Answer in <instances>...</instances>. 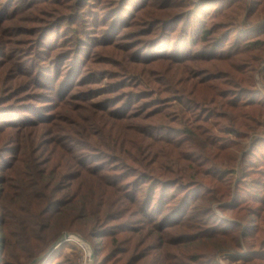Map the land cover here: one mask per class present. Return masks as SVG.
Instances as JSON below:
<instances>
[{
	"label": "trees",
	"instance_id": "1",
	"mask_svg": "<svg viewBox=\"0 0 264 264\" xmlns=\"http://www.w3.org/2000/svg\"><path fill=\"white\" fill-rule=\"evenodd\" d=\"M213 1L195 2L196 12L195 6L185 11V24L188 26L185 37L179 35L180 38H185L184 44L176 43L178 36H173L172 45H168L169 53L160 57L148 59L140 54V57L133 56L132 60L123 58L116 61V66H123L125 77L131 79L114 84L112 89H108V92L120 96L112 101L115 102L114 106H118L115 110H109L110 106L105 103L99 108L79 105L75 108V113L70 111L55 125H51L52 119L47 116L37 120L25 118L16 124L20 130L18 137L23 138V142L19 143L20 152H26V155L15 156L19 162L12 163L11 160L0 174V210L4 212L0 218V264H29L55 241L58 234L61 235L62 230L55 233L58 226L63 229L69 227L81 233L88 231L92 235L93 232H103L97 236L113 238L117 254L127 255L132 249L142 248L144 243H137L135 236L143 234L141 230L145 228H130L128 220L140 215L153 227L156 224L153 223L152 216L162 215L164 212L163 220L167 228H190L185 231H166L165 249L169 253L162 248L169 256L170 263L166 264H191L192 260L210 259V255H215V250L219 248L228 246L226 250L230 251L241 248L239 235L234 234L238 224L229 223L233 225L227 227L221 221L211 218V202L232 199L239 208L241 202L237 201H242L245 197H242V193L235 192L233 195L236 178H228L232 174L237 175V165L245 168L244 164L248 168L242 171L245 178L253 173L263 175V181L256 179L253 183L258 185L260 191L264 190V153L256 155L258 161H262L257 165L249 157L254 151L249 153V148L246 147L244 154H247L243 155L242 160L243 149L238 145L243 143L234 142L230 137L239 134V137L248 140L262 132L255 125L259 122L264 124V100L255 97L253 89L259 81L264 87V20L248 25L249 19H246L254 17L256 20L264 16V0H254V3L259 4L256 7L249 6L248 0H228L224 6L211 9ZM15 2L17 4L13 8L22 4L21 0ZM99 2L102 4L106 1ZM119 2L114 6L122 8L130 0ZM55 3H58L60 11L52 22L57 23L56 26L60 24L61 30L66 24L73 26L83 11L86 12L94 5V0H57ZM189 3L185 0V4ZM141 5L132 4L136 10L135 23L123 18V29L115 24L103 39L90 43L79 39L77 46L91 45V59L103 55L100 66L108 68L106 53L126 50L124 45H116L114 39L122 32H127L131 26L139 25L138 12L152 8L156 10L159 6L157 0H148ZM10 6H0V17L7 19L11 16L6 14ZM206 9L207 12L204 11ZM190 13L191 19H188ZM239 15H244L245 18L237 20ZM91 16L96 18L95 14ZM173 20L174 17L165 19L156 16L149 24L148 33H141L140 30L135 36L151 35L160 25H175L176 21ZM30 21L32 19L25 23ZM96 21H90L89 24ZM8 22L11 21L6 23ZM84 29H76V33H83ZM154 35L159 37L162 33ZM127 36L128 34L125 39ZM151 41L145 42L142 39L135 46H151ZM147 48L149 47H145V50ZM172 48L174 51L170 53ZM10 58L11 55L6 63H0V74L8 75L5 70ZM159 61L169 62L164 70L152 68L149 69L151 71H146L143 67L155 66ZM20 66L15 84L0 85V108H4L5 102L1 97L3 94L23 96L33 89V81L25 79L26 75H30L25 69L26 65ZM151 72H154V76ZM115 89L117 90L111 91ZM120 92L123 93L120 95ZM169 92L177 96L176 100L180 102L178 110L187 115V120L180 122L182 126L185 125V130H174L166 114L159 115L164 110L163 106L168 104L166 102L171 101ZM63 93L62 89L61 94ZM70 96L72 95H60L63 104L69 101ZM79 96L77 98L82 100L89 99L88 95ZM205 110L207 112L203 113ZM37 122L39 123L36 124ZM9 124L12 123L5 125ZM42 127L50 130L46 147H41L44 143L41 138ZM160 129L165 130V133L159 134ZM172 130L175 131L173 137L170 136ZM183 134H187V139H183ZM197 136L201 139L196 144ZM256 137L253 140L255 147L261 141ZM217 140H222L223 143H218ZM164 141H170L179 148L175 151L160 146L159 142ZM206 148H209L213 157L207 153ZM185 150H195L197 153H186L187 159L202 166L188 175L184 171ZM195 155L202 157V160L190 157ZM222 155L233 162L229 167L221 161ZM93 158L96 159L92 163ZM239 159L241 164H238ZM21 172L22 176H19ZM199 175L206 176L207 179L199 181ZM185 185L188 186L186 195L185 191L180 192L181 188L185 190ZM239 185L238 182L236 187L239 188ZM170 187L175 189L170 190ZM200 189L205 191L201 192ZM209 194H212L210 200ZM191 199L200 200L198 206L193 205L197 208L193 210L205 212L204 216L207 217L196 219L190 213ZM246 199L248 202L261 204L249 207L247 215H239V218L249 222L245 237L250 251L235 253L231 259L246 261L244 264H264V249H261L264 245V196L249 193ZM202 201L210 203L203 205ZM156 202H160L161 208L157 207ZM189 217L194 221L193 228L186 223V218ZM85 221L91 225L89 230H84L80 223ZM207 222L210 225L204 228ZM212 223L215 225H211ZM112 230L114 231L109 234ZM52 233L56 234L55 238L51 236ZM125 233L131 237L123 238L122 234ZM230 237L228 245L225 239ZM66 246L79 252L77 243L70 239L57 247L44 261L45 264L56 261L57 252L60 253ZM152 246L151 244L148 248ZM145 253L144 250L124 264H137L148 257ZM215 257L218 262L219 258ZM123 258L125 257L122 256Z\"/></svg>",
	"mask_w": 264,
	"mask_h": 264
},
{
	"label": "rangeland",
	"instance_id": "2",
	"mask_svg": "<svg viewBox=\"0 0 264 264\" xmlns=\"http://www.w3.org/2000/svg\"><path fill=\"white\" fill-rule=\"evenodd\" d=\"M22 4L17 8H13L17 3L15 0H0V6L3 4L10 6L6 14H11V16L7 19L4 17H0V63H6V59L11 58L8 61V68L5 71H8V75L0 74V85H9L16 83V77L18 72L21 68L20 65H26L25 69L28 70L29 76L26 75L25 79L33 81V89L30 90L28 93L23 94V96L15 95V94H3L1 97L5 102L3 104L4 108H0V174L3 173L6 166L10 163V161L17 162L18 159H15V156L18 154L20 156H25L26 152H20V145L19 143L23 142V138L18 137L20 132L19 128L16 124L20 123L25 118L37 120L44 116L52 119V124L60 123V119L70 113V111H74L79 105H87L88 108L97 107L99 108L102 104H107L110 106L109 110H115L114 103L112 102L114 99H118L120 96L119 94H112V92H108V89H112L114 84H117L122 81H129L130 79L125 77V73L122 72L123 66L121 64L116 66V61L126 58L127 60H132L133 56H138L142 54L145 58H153V56H162L163 54L169 53L168 45H172L173 43V36H178V42L180 45L184 44L185 38L182 39L179 35H183L185 37V29L188 24H185V11H187L190 7L195 6V2H201V0H187L190 2L189 4H185V0H157L159 6L155 10L154 8L149 9L147 11H140L138 15V23L139 25H134L127 30V32H122L118 35L116 39H114V43L116 45H124L126 49L124 52L120 50H115L114 53H106L105 57L108 59V68H104L100 66L101 60L103 59V55L98 56L97 58L91 59V45L86 46L78 45L77 42L79 39L82 41H86L88 43L95 42L96 40L103 39V36L106 35V32L110 29H113L115 24H118L122 27V19H129L132 20V23H135L134 13H136L135 7H132V4L138 5L148 0H130L129 4L125 7H117L114 5L120 4V0H105V3H100L99 0H94V5L88 8L80 15L78 21L73 24H66L61 30L59 29V25L56 26L57 23L52 22L55 15L58 14L59 6L58 3H55L57 0H21ZM212 1V0H210ZM228 0H214L210 6L211 9H215L217 7L224 6ZM249 6L252 5L253 7L259 6V4L254 3V0H248ZM262 2L263 0H259ZM160 2H166L168 4L161 5ZM13 3V5H12ZM141 5V6H142ZM140 6V7H141ZM195 12L197 10L196 6ZM204 9V8H203ZM201 10V9H200ZM207 12V9L204 10ZM211 11V10H210ZM192 13V12H191ZM191 13L188 15V19H191ZM95 14L96 18H92L91 15ZM202 15V14H201ZM70 16V15H69ZM131 16V18H129ZM152 16V17H150ZM161 16L165 19L174 17L173 21H176L175 25H160L157 26L152 32L146 36H135L138 35L140 30L141 33H148L150 29V22L156 17ZM179 16V18H177ZM150 17V18H148ZM184 17V18H183ZM203 17V16H202ZM204 18H207V16ZM244 15H239L237 20L244 19ZM28 19H32V21L25 23ZM94 19V20H93ZM105 21H103V20ZM249 19L247 24L251 25L253 22L259 23L260 21L264 20V16H261L255 20L254 17H247ZM97 20V21H96ZM213 18L210 20L212 22ZM7 21H11L6 23ZM90 21H96L92 24H89ZM69 25V26H67ZM91 26V28H88ZM93 27V28H92ZM83 33H76V29H83ZM89 31V32H86ZM73 31V34H71ZM235 32V30L233 31ZM162 33V36H155L154 34ZM116 34V33H114ZM128 34V38L125 39L126 35ZM120 37V38H119ZM142 39L145 42L150 41V45L142 44L135 46L138 41ZM111 39H108L110 41ZM107 41V42H108ZM106 43V42H105ZM110 43V42H109ZM175 45V44H174ZM82 47V48H81ZM145 47H149L145 50ZM180 46H175V48ZM120 48V47H119ZM194 49V48H193ZM182 51V49H179ZM87 51L85 55L84 52ZM173 48L170 50V53L173 52ZM89 54V55H88ZM71 58H68V57ZM158 62V61H157ZM169 62L159 61L158 64L155 66H143L145 70L148 71L149 69L155 68L157 70H164ZM178 66V65H177ZM102 67V68H101ZM119 71V72H118ZM151 71V70H149ZM120 72L122 74H120ZM152 76H154V72H151ZM120 75V76H119ZM93 78H97L98 80H93ZM93 80V81H91ZM258 80V77L257 79ZM35 85V86H34ZM165 87L167 86L164 84ZM41 86L45 88H40ZM54 88V89H51ZM63 89V94H61V90ZM107 89V92L104 90ZM118 89V88H117ZM111 90V91H116ZM168 89V87H167ZM254 95L259 99L264 100V87L262 82H258L256 86H254ZM123 92H120V95ZM171 93V92H169ZM27 95V96H24ZM60 95L63 97H67L69 95L70 99L68 102L63 104L62 99H60ZM88 95V100H82L77 98L78 96ZM169 95V94H167ZM170 102H166L164 110L159 112V115H164L169 119L170 125H173L172 128L175 129H183L185 130V125L182 126L180 124L181 121L187 120V115L178 110L180 106V102L176 100L175 94H170ZM79 96V97H80ZM157 97V96H155ZM165 99V95L163 96ZM159 103H162L161 100H158ZM72 103L73 105H71ZM207 112L205 110L203 113ZM8 123H12L9 125H5ZM37 122L36 124H38ZM259 127V131H262L256 135L251 136L250 138L245 139L243 137H239V134H233L230 137L233 138V141H241V145L238 147L241 148L243 151L241 153V158L243 157L247 148L248 151L251 153L254 151V154H251L249 157L253 163H257L260 165L262 161H258L256 155H260L264 153V124L263 122H259L255 125L257 129ZM77 128L79 126L77 125ZM174 130L170 132V136L173 137ZM26 131V130H22ZM49 129L41 128V138L44 140V143L41 147H46L49 133ZM159 134L165 133V130L160 129L158 131ZM187 134H183V139H187L185 136ZM257 136V137H256ZM181 137V136H180ZM257 140H261L258 146H254V138ZM200 137H196L195 143H199ZM218 143H223L222 140H217ZM232 142V143H234ZM231 143V144H232ZM160 146L167 147L171 150L178 149L176 145L170 143V141L159 142ZM207 153L211 155L209 148H206ZM20 152V153H19ZM191 152L192 154L196 151H189L185 150V175L194 173L195 169L200 168L197 163L188 160L186 153ZM197 153V152H196ZM197 161H201L202 157L190 156ZM221 161L224 165L228 166L233 162L222 155ZM96 158H93L91 162H95ZM243 160V158H242ZM221 161L219 164H221ZM19 162V161H18ZM98 163V162H96ZM216 164V162H214ZM238 164H241V159H239ZM245 168H242V165L236 166V173L228 176V178H236L234 182L233 188V195L234 193H242V197H245L241 202L239 208H237L238 204H234L235 201L230 199L229 201H222V202H211V218L214 220L221 221L220 223L231 227L233 224L229 223H237L238 225H234L237 231L234 234L239 235V239L241 241V248L235 250H226L228 246L223 249H216L215 255H210V259H199V260H192L191 264H244L246 261H239L231 259V256H234L235 253H249V244L247 242V238L245 237L247 231L246 228L248 226L247 219L239 218V215H247V209L249 207L261 205L255 202H248L247 196L249 193H253L256 195H260L261 197L264 196V190L260 191L257 184H254L253 181L256 179H261L263 181V175L253 173L248 178H245L242 174L244 169L247 170L246 166L243 164ZM253 169V166L250 167ZM24 167L22 166V171ZM174 169V168H170ZM238 169V170H237ZM180 172V171H179ZM240 172V173H239ZM15 173V172H14ZM22 176V172L19 174ZM186 177V176H185ZM1 179V178H0ZM199 181L207 179L206 176L199 175ZM240 180V181H239ZM187 180H185L186 182ZM239 182V188L236 187L237 183ZM0 187H2V183H0ZM188 186L185 185V190L182 188L181 191H185V195L187 194L186 188ZM170 190L175 189V187H170ZM225 189V188H223ZM246 189H249L251 192H248ZM200 191H205V189H200ZM212 194L208 195V199L210 200ZM240 198V197H238ZM192 207H191V214L198 217L204 218V213H200L199 210L194 208L193 205L198 206L200 200H192ZM190 202V203H191ZM203 202V203H202ZM203 205H207L210 201H202ZM157 207H160V202H156ZM178 203V202H177ZM234 204V205H233ZM134 207V205L131 203ZM175 205V204H171ZM210 209V208H208ZM3 211L0 210V218L3 215ZM166 212H164L165 214ZM162 214V213H161ZM152 216L154 220L152 224L145 222L146 218L143 219L140 215L136 216L135 218H130L128 225L130 228H143L141 231L143 234H139L135 236V241L137 243H144L138 250L132 249V251L125 255V254H117L116 252L117 245L115 246L113 243V238H105L101 235L103 232H93L89 234L88 231L85 233H81L75 230L63 229L62 227L58 226V230L55 233L61 232V235L65 232H72L78 234L79 237H73V241L77 243V247L79 248V252H75L71 246H66L62 249L59 253L57 252L58 259L54 261L52 264H99L102 261L105 264H124L127 260H132V257L140 254L144 250L146 251L147 258L142 261L137 262V264H166L170 263L169 256L166 255L167 250L165 249L166 245V237L167 232H171L173 230H189L190 228L187 226L184 227H177V228H170L166 227V222L163 220V215ZM200 214V216H199ZM153 215V214H152ZM192 217V216H191ZM191 217L186 218V223L191 225V228L194 221L191 220ZM128 218V219H129ZM216 221L215 223H218ZM223 221V223H222ZM172 221H169L171 223ZM84 226V230H89L91 225L88 222H80ZM212 223L211 225H215ZM210 225L209 222L204 224V228H208ZM233 226V227H234ZM1 229V228H0ZM114 229V228H113ZM167 229V230H166ZM219 229V228H217ZM199 230V229H197ZM233 230V229H232ZM245 230V232H244ZM114 230H112L109 234H111ZM167 231V232H166ZM166 232V236L163 238V234ZM52 233L51 236L56 235ZM105 233V232H104ZM2 235V233H0ZM58 234L56 236L55 241L57 238L61 237ZM96 235V236H95ZM123 238L131 237L128 236L126 233L122 234ZM237 236H235L236 239ZM55 238V236H54ZM133 238V239H134ZM231 237L225 239L228 241V245L230 244ZM264 240V239H263ZM53 241L52 244L55 242ZM165 243V244H164ZM51 244V245H52ZM110 244V246H109ZM153 245L151 248H148L150 245ZM50 245V246H51ZM213 245V244H212ZM49 246V247H50ZM108 246V247H107ZM188 247V244H185ZM48 247V248H49ZM166 253L164 252V250ZM113 249V250H112ZM261 249H264V245L261 246ZM221 251V252H219ZM219 252V253H218ZM218 253V254H217ZM79 254V255H78ZM164 255V259H163ZM122 256L125 258L122 259ZM219 258V261H216V257ZM111 258V261L108 259ZM35 259V258H34ZM33 259V260H34ZM32 260V261H33ZM31 261V262H32ZM30 262V263H31ZM108 262V263H107ZM29 263V264H30ZM39 264H45L39 263Z\"/></svg>",
	"mask_w": 264,
	"mask_h": 264
},
{
	"label": "water",
	"instance_id": "3",
	"mask_svg": "<svg viewBox=\"0 0 264 264\" xmlns=\"http://www.w3.org/2000/svg\"><path fill=\"white\" fill-rule=\"evenodd\" d=\"M79 237L78 234L72 233V232H65L61 235L49 248H47L44 252H42L40 255L35 257V259L30 264H39L43 263L47 257L55 251L57 247H59L64 242L70 240L73 237Z\"/></svg>",
	"mask_w": 264,
	"mask_h": 264
}]
</instances>
